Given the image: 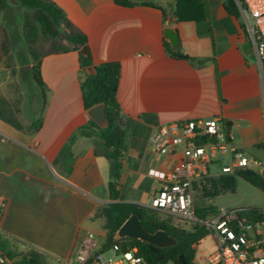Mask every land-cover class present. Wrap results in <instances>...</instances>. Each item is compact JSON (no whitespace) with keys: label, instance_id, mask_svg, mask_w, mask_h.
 Here are the masks:
<instances>
[{"label":"crops","instance_id":"obj_1","mask_svg":"<svg viewBox=\"0 0 264 264\" xmlns=\"http://www.w3.org/2000/svg\"><path fill=\"white\" fill-rule=\"evenodd\" d=\"M51 1L86 34L94 66L105 62L121 66L117 100L125 119L128 149L120 185L124 189L133 181L138 193L132 195L133 200L121 194L120 201L148 205L160 184L147 171L169 170L172 166L165 167L167 161L175 164L174 158L164 159L149 147L148 138L159 125L197 117L219 118L231 124L229 133L235 149L246 152L264 142V81L257 52L241 16L229 13L223 0H197L192 9L199 11L200 21L185 22L177 21L160 5L127 6L115 0ZM166 27L178 32V51L207 63L198 67L168 54ZM79 70L75 51L42 59L46 89L43 123L38 131L18 129L0 119V197L8 201L0 238L18 254L46 252L44 245L37 243L21 247L24 241L18 239L21 237L14 221L27 214L45 219L47 204L54 203L68 215L64 226L70 228L69 239L61 242L69 250L68 257L85 234L92 232L102 240L106 237L105 230L100 234L94 228L96 220L102 218L93 217L102 205L111 202L109 163L97 157L92 140L80 134L88 116ZM11 184H15L13 188ZM30 187L57 191L60 196L48 201L45 194H40L32 202L24 196ZM13 189L18 190L19 198ZM33 204L35 209L31 208ZM63 218L66 220V216Z\"/></svg>","mask_w":264,"mask_h":264},{"label":"trees","instance_id":"obj_2","mask_svg":"<svg viewBox=\"0 0 264 264\" xmlns=\"http://www.w3.org/2000/svg\"><path fill=\"white\" fill-rule=\"evenodd\" d=\"M118 4L134 6L145 5L157 8L155 2H137L131 0H115ZM197 0H176L174 17L179 22L200 21L199 11L192 9ZM10 2H13L26 11L23 13V40L28 49L29 59L26 62L30 66V72L26 67L22 69L24 77L33 79L42 93L39 95L42 100L41 109L38 116L28 117V123H22L15 119V112L8 102L0 97V119L6 123L25 131L36 132L43 123V108L45 105L44 89L46 85L41 73L42 59L50 54H60L68 52H78L79 55V80L82 90L85 110L104 104L106 108L109 126L107 129L100 128L93 120L88 118L86 124L80 129V134L93 142L94 151L97 157L105 158L109 163L108 190L111 202L100 208L94 215V219H104L103 228L106 231L105 247L108 249L118 244L122 249H132L137 247L139 253L149 264L172 262L173 264H183L180 256L183 255L187 264H195L197 247L201 240L209 236V232L199 225L190 229L175 227L172 221L164 217L159 211L151 209L145 205L133 202L120 201L122 190L120 180L123 172V159L128 149V137L125 126V119L117 100V93L120 84L121 66L117 62H105L96 66L97 73L89 76L86 69L93 66L92 55L84 56L80 50L87 46L88 38L86 34L74 25L67 17L66 13L56 3L51 0H0V13L6 11ZM226 10L235 15H239V10L234 0H223ZM165 17V16H164ZM10 41L6 31L0 33V58L9 54ZM166 51L172 57L192 62V64L203 67L207 61L196 59L178 50H173L168 42H165ZM262 76L264 81V57L261 61ZM226 133L230 136L231 124L223 122ZM264 152V142L255 146ZM65 153V149L64 152ZM241 177L252 186L264 191V176L254 171L245 170L233 175H224L219 178L208 180L204 188V196L215 198L223 191H236V179ZM254 211L246 214L256 222L264 220V214L259 213L262 208L251 207ZM202 218H207L215 214L214 210H197ZM136 215L143 227L150 232L165 230L176 237L180 243L176 247L161 248L148 242L118 237V231L124 222L131 216ZM0 251L8 257L11 263L15 264H41V254L37 251L18 254L11 249L8 242L0 238Z\"/></svg>","mask_w":264,"mask_h":264},{"label":"built area","instance_id":"obj_3","mask_svg":"<svg viewBox=\"0 0 264 264\" xmlns=\"http://www.w3.org/2000/svg\"><path fill=\"white\" fill-rule=\"evenodd\" d=\"M234 1L261 65L264 57V0ZM148 144L154 154L174 158L176 162L169 170L150 168L147 171L160 187L145 206L159 211L175 227L188 230L199 225L215 236L217 249L207 256L204 264H264V220L256 222L247 217L246 214L249 216L254 211L251 207L222 208L211 217L202 218L195 206V195L204 197L208 180L245 170L264 176V160L235 149L219 118L197 117L159 125L149 136ZM214 166L219 167L218 172L212 171ZM7 206V199L0 197V234ZM258 212L264 214V208ZM9 263L8 257L0 251V264ZM64 264L149 263L137 247L124 250L115 244L107 249L105 240L89 232Z\"/></svg>","mask_w":264,"mask_h":264},{"label":"rangeland","instance_id":"obj_4","mask_svg":"<svg viewBox=\"0 0 264 264\" xmlns=\"http://www.w3.org/2000/svg\"><path fill=\"white\" fill-rule=\"evenodd\" d=\"M131 1H153L157 5L162 6L166 13L171 15H173L176 8V0ZM25 11L26 10L21 6L10 2L9 8L0 13V33H2L3 30L6 31L10 41L9 54L0 58V97L4 98L8 102L12 110L15 112V119L22 123L28 122L32 117L38 116L42 105V100L38 94L40 92L38 85L33 79L24 77L22 73V69L29 66L26 64L29 59V53L25 41L23 40L22 32V15ZM252 46H254V44H252ZM28 117H30V119H28ZM246 154L248 156L264 160V152L259 149L252 148L246 151ZM219 159L222 163V156H220ZM173 165L174 161H167L165 167H173ZM212 171L218 172L219 167H212ZM12 185L15 184H11V188H13ZM134 185L133 181H129L124 189L121 190L120 195L123 194L124 199L133 200L134 198L132 195L134 193H138L136 189L134 190ZM12 191L14 196L19 198L20 195L18 190L13 189ZM25 191L26 193L24 196L30 197L32 202H35L37 196L40 194H45L48 201L51 199L55 200L60 196L57 191L48 192L44 190L42 192V190H35L32 187ZM106 205L107 204H104L102 207ZM195 206L198 210H214L216 212L221 211L222 208H264V191L252 186L241 177H238L236 179L235 192L223 191L219 196L213 199L196 194ZM31 208L35 209L36 206L33 204ZM46 208L49 209V211L46 213L45 219H42L40 215L27 214L20 216L17 221H14L16 225L15 227L18 230L17 233L21 237L18 239L24 241L20 242V246L25 247L27 243L44 245L46 252L44 255H41V264H64V261L68 258L69 250L61 245V242L65 243L69 239L68 232L70 231V228L64 226L66 224L65 221L69 218L67 214L63 215L54 203L47 204ZM212 215L214 214L207 217H211ZM63 216H66V220H64L65 218H63ZM56 218L61 220L56 222ZM103 222V219L96 220L94 228L97 233H103ZM100 237L99 239H103L102 236ZM9 238L13 240V238ZM216 249L217 244L215 236L210 233L209 236L201 242L198 248V260L195 261V264H202L205 261L207 254L211 251H215ZM15 262V264H18V260H15Z\"/></svg>","mask_w":264,"mask_h":264},{"label":"water","instance_id":"obj_5","mask_svg":"<svg viewBox=\"0 0 264 264\" xmlns=\"http://www.w3.org/2000/svg\"><path fill=\"white\" fill-rule=\"evenodd\" d=\"M164 36L174 50L179 49L181 43L180 37L178 32L174 28L166 27L164 29ZM80 53L84 56H88L89 48L87 46H84L80 50ZM29 70L30 67L27 66L26 71L29 72ZM86 71L89 76H94L97 73L96 66L94 65L88 67ZM86 114L88 118L93 120L100 128H108L109 122L107 118L106 108L103 103L90 108L89 110H87ZM118 237H127L131 239L142 240L161 248L176 247L180 243V241L176 237L169 234L165 230H158L156 232L148 231L145 227H143L136 215H131L124 222V224L118 231ZM180 260L183 264H187L186 259L183 255L180 256Z\"/></svg>","mask_w":264,"mask_h":264}]
</instances>
